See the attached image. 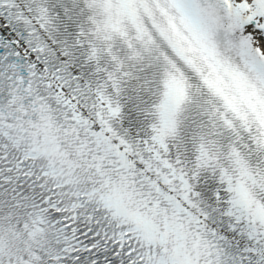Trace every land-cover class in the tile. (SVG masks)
Listing matches in <instances>:
<instances>
[{
  "label": "snow or ice",
  "instance_id": "obj_1",
  "mask_svg": "<svg viewBox=\"0 0 264 264\" xmlns=\"http://www.w3.org/2000/svg\"><path fill=\"white\" fill-rule=\"evenodd\" d=\"M0 264H264V0H0Z\"/></svg>",
  "mask_w": 264,
  "mask_h": 264
}]
</instances>
